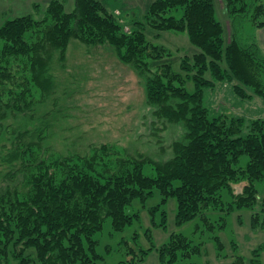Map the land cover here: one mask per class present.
<instances>
[{
    "label": "trees",
    "instance_id": "16d2710c",
    "mask_svg": "<svg viewBox=\"0 0 264 264\" xmlns=\"http://www.w3.org/2000/svg\"><path fill=\"white\" fill-rule=\"evenodd\" d=\"M225 3L231 18L228 44L215 0L152 2L146 14L149 24L187 31L200 49L183 56L182 71L169 62L152 64L169 49L147 38L142 21L123 32L101 0H76L70 12L62 0H52L43 18L24 14L0 26V264H11L10 243L19 264H89L92 257L84 241L94 250V234L105 219L112 216L115 228L121 229L131 219L125 207L136 196L152 195L155 186L164 200H178L179 223L201 217L212 227L211 208L230 213L236 206L253 209L254 222L264 225V116L236 115L222 105L210 108L205 101L208 88L230 83L243 105L256 97L264 102V54L251 31L264 25V0ZM247 21L254 24L249 28L251 45L242 41ZM32 30L34 41L26 36ZM71 38L116 45L120 59L132 63L146 81L147 103L158 120L183 128L170 143L169 156L131 155L107 144L86 153H61L47 146V129L30 121L39 107L32 101V86L40 87L43 100L48 97L53 86L50 60L54 50L65 51ZM26 55L31 76L20 78L15 68ZM147 162L154 173L144 172ZM223 188L231 195L226 207ZM30 247L36 255L26 253ZM180 249L188 254L193 250L187 236L173 233L160 250L173 264ZM258 250L252 264H263Z\"/></svg>",
    "mask_w": 264,
    "mask_h": 264
},
{
    "label": "rangeland",
    "instance_id": "374dc122",
    "mask_svg": "<svg viewBox=\"0 0 264 264\" xmlns=\"http://www.w3.org/2000/svg\"><path fill=\"white\" fill-rule=\"evenodd\" d=\"M51 1L0 0V26L24 14H33L41 19ZM62 1L67 12L75 9L76 0ZM101 1L107 12L123 25V32H130L132 26H138L136 21H142L147 38L169 49L168 55L153 60L152 64L169 62L175 70L182 71L183 56H193L200 50L190 40L187 31L159 29L147 22L146 14L154 0ZM215 4L217 16L225 28V43L228 44L231 40L230 13L225 0H215ZM250 27L253 28L254 24L247 21L242 37L244 45L253 43L249 36ZM26 36L34 41L37 34L32 30ZM115 47L71 38L65 51L53 49L50 60L53 86L48 97L43 100L40 87L32 86V101L39 103L37 114L30 120L32 126L47 129L46 144L56 152L86 153L95 146L107 144L131 155L141 154L154 159L167 157L170 143L182 134L183 128L165 126L158 120L147 103L145 79L132 63L120 59ZM29 58L26 55L23 60L19 59L15 75L20 78L31 76V62L26 66ZM187 87L194 90L192 79L187 82ZM208 89L205 101L210 108L222 105L221 108L226 107L236 115L264 116L262 99L256 97L254 103L243 105L230 83ZM247 162L248 156L244 155L242 164ZM144 172L154 173L152 162L144 165ZM221 195L226 207L231 195L226 188L221 190ZM261 195L264 196V189ZM125 211L131 219L121 229L115 228L112 216L105 219L101 229L94 234V250L88 240L84 241L86 251L92 257L89 264H118L132 257L137 264H169L170 255L162 257L160 249L171 240L173 233L187 236L193 249L190 254L187 249L178 250L173 264H252L258 249L264 264V225L254 222L255 211L250 207L235 206L230 213L220 207L211 208L208 215L212 227L201 217L179 223L178 200L173 196L164 200L162 191L155 186L152 195L146 199L134 197ZM131 248L135 253L130 251ZM13 250V243H10L9 263L19 264L11 254ZM26 253L36 255V249L30 247Z\"/></svg>",
    "mask_w": 264,
    "mask_h": 264
},
{
    "label": "crops",
    "instance_id": "0c3cea01",
    "mask_svg": "<svg viewBox=\"0 0 264 264\" xmlns=\"http://www.w3.org/2000/svg\"><path fill=\"white\" fill-rule=\"evenodd\" d=\"M251 31L255 35L256 40L261 48V51L264 54V25L251 29Z\"/></svg>",
    "mask_w": 264,
    "mask_h": 264
}]
</instances>
